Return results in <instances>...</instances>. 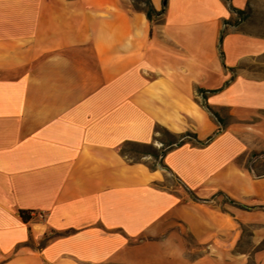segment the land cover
Returning <instances> with one entry per match:
<instances>
[{"label": "crops", "instance_id": "crops-1", "mask_svg": "<svg viewBox=\"0 0 264 264\" xmlns=\"http://www.w3.org/2000/svg\"><path fill=\"white\" fill-rule=\"evenodd\" d=\"M135 2L0 0V264H264V0Z\"/></svg>", "mask_w": 264, "mask_h": 264}, {"label": "trees", "instance_id": "trees-1", "mask_svg": "<svg viewBox=\"0 0 264 264\" xmlns=\"http://www.w3.org/2000/svg\"><path fill=\"white\" fill-rule=\"evenodd\" d=\"M146 4H147V17L149 20H152L153 15H157L158 13L155 11V9L153 8L150 0H146ZM205 108L215 117V119L222 124V119L219 117V115L209 106L204 105ZM162 131L164 134H166L168 137H170L171 139L166 141V142H161L162 147L160 149H157L154 147V145L149 144V145H142V144H133V145H137L140 147H145V148H149L151 149L150 153H146L150 156H152L153 158H155L156 160L160 159L162 156L166 155L169 151H171L172 149H174L176 146H180L183 143H185L186 141H193L196 143H201L200 141L197 140L196 136L191 134V133H186L184 135L181 136H174L172 135L169 131H167L164 128H157V132ZM212 137L209 138V140ZM129 145V144H128ZM125 156V155H124ZM133 162H139V161H134ZM233 202V201H232ZM21 218L25 221H27L29 219V215L28 213L21 211Z\"/></svg>", "mask_w": 264, "mask_h": 264}, {"label": "rangeland", "instance_id": "rangeland-1", "mask_svg": "<svg viewBox=\"0 0 264 264\" xmlns=\"http://www.w3.org/2000/svg\"><path fill=\"white\" fill-rule=\"evenodd\" d=\"M144 3H146V0H136L135 5L136 7L141 8L143 7ZM220 113L225 115V113H223L222 111ZM170 139L171 138L168 137L166 134H164L162 131H159L154 147L157 149H160L162 147V144L160 141L166 142ZM121 152L123 155H125L127 158L131 160L145 162L149 164L150 166H152L151 160H148V157L150 155L146 154V153L151 152V149L149 148L129 144V145H125Z\"/></svg>", "mask_w": 264, "mask_h": 264}]
</instances>
